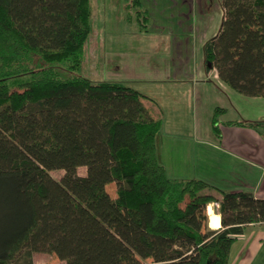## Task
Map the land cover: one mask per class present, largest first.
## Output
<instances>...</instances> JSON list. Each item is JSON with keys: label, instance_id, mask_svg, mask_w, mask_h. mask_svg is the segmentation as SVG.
Listing matches in <instances>:
<instances>
[{"label": "trees", "instance_id": "trees-1", "mask_svg": "<svg viewBox=\"0 0 264 264\" xmlns=\"http://www.w3.org/2000/svg\"><path fill=\"white\" fill-rule=\"evenodd\" d=\"M222 6L207 71L264 98V0ZM92 31L93 0H0V264H34L45 248L65 264H229L237 238L264 224V199L215 188L218 196L188 200L190 182L170 178L162 162L163 120L149 114L148 97L79 74ZM224 113L214 112L218 136ZM226 125L264 130V122ZM211 204L221 227L204 235Z\"/></svg>", "mask_w": 264, "mask_h": 264}, {"label": "crops", "instance_id": "crops-1", "mask_svg": "<svg viewBox=\"0 0 264 264\" xmlns=\"http://www.w3.org/2000/svg\"><path fill=\"white\" fill-rule=\"evenodd\" d=\"M133 1L125 0L127 15L123 20L112 23L104 18L108 26L105 32L101 35L97 29L93 59L91 54L96 80L122 82L137 90L140 85L154 84L162 100L172 88L189 82L193 88L189 93L193 119L186 131L189 139L183 138V132L164 133L161 110L143 100L149 114L163 120L160 153L169 177L207 184L204 190L197 189L195 193L199 194L218 188L228 192H251L264 199V137L261 133L264 130L226 125L239 120L264 122V98L244 96L228 87L216 69L208 72L206 45L199 43L200 36L206 34L207 25L215 22L221 26L225 15L223 6L216 14V10L210 11L208 0ZM219 1L222 5V0ZM132 2L146 9L149 20L141 22L138 14L132 16L127 7ZM127 27H130L128 31ZM93 29L96 30L94 25ZM199 45L203 66H196L193 57ZM210 82L220 89L216 91ZM210 106H215L214 112L216 108L225 110L221 117L223 122L220 121V136L213 128L210 131L202 119L205 113L206 120ZM180 141L190 142L188 148H182ZM203 194L218 195L212 191ZM216 206L218 209L212 204L203 208L204 235L215 229L210 225V208L218 216V227H221L220 207ZM229 264H264V224L248 227L237 238L231 248Z\"/></svg>", "mask_w": 264, "mask_h": 264}, {"label": "rangeland", "instance_id": "rangeland-1", "mask_svg": "<svg viewBox=\"0 0 264 264\" xmlns=\"http://www.w3.org/2000/svg\"><path fill=\"white\" fill-rule=\"evenodd\" d=\"M210 3V11L216 10V14L222 10L221 1L219 0H208ZM125 0H93V25L96 28V30L93 29L90 40L87 45V52L85 57V63L82 68V70L79 72V74L86 76L90 78L94 82H101V80H96L97 78L95 75V66L94 63L91 61L93 59V45L95 44V34L100 31V34L102 35L105 30L104 28L108 27L104 23V18L108 22H112L115 20H123V18L127 15L125 12ZM143 9V8H142ZM132 16H135L138 11L134 9L133 7L130 8V11ZM210 17L211 14H209ZM209 17V16H208ZM126 22V21H125ZM222 23V22H221ZM111 24V23H110ZM218 24L211 23V25H207L208 29L205 30L203 36L199 38V43H202L203 45H206L210 40H212L214 37H216L220 31V27ZM103 26V27H102ZM152 26V25H151ZM146 27H149L147 25ZM130 27H127L125 30L128 31ZM98 29V31H97ZM158 32V31H155ZM202 48H200V45L194 49L193 57L196 60V66L200 65L203 66V57H201ZM92 54V59H91ZM202 58V59H201ZM181 83V82H180ZM212 83V87L218 91L219 86L216 83ZM139 87V86H137ZM139 91H141L145 96L148 97L146 101H148L150 104L157 105L158 110H161V118H164L165 128L164 133L168 135H173L174 132L179 133L183 132L185 135H183V138L189 139V133L188 132L190 127L189 124H191V121L193 119V109L191 108V105L189 104V93L193 91V88L191 85H189V82L187 84H179L176 88H172V92H169L165 95V98L162 100V98H159L158 92L159 90L156 89V86L154 84L149 85H140V88H138ZM215 106H210L208 110V115L205 120L206 114L204 113L202 115V119H204V123L206 122L207 127L210 131H212V128L214 130L213 124H212V113L214 112L213 109ZM232 110V109H231ZM153 115V114H152ZM155 116V115H153ZM224 117V116H221ZM219 118L220 121L223 120V118ZM223 122V121H222ZM221 124V123H220ZM190 142H184L180 141L179 145L182 148H188ZM186 150V149H185ZM79 174L81 176L87 175V168L81 167L78 170ZM50 174L56 179L61 180L63 176L65 175V172L62 170L57 171H51ZM175 180V179H174ZM191 180L187 179L186 182H190ZM199 189V191L204 190V187L199 185L197 182H190V185L187 187V199L190 200L194 193ZM108 193L113 197L116 198L117 196V186L116 183L109 184L107 186ZM215 193L219 194L218 191L209 189L203 193ZM218 196V195H217ZM216 209L218 207L216 204H212ZM210 211V225L218 229L219 227V218L218 216L212 212V209H209ZM34 264H65V262L61 261L55 253H53L49 248L42 249L35 253L34 255ZM141 264H151L150 260H144L141 262Z\"/></svg>", "mask_w": 264, "mask_h": 264}, {"label": "built area", "instance_id": "built-area-1", "mask_svg": "<svg viewBox=\"0 0 264 264\" xmlns=\"http://www.w3.org/2000/svg\"><path fill=\"white\" fill-rule=\"evenodd\" d=\"M219 207H220V205L219 204H217Z\"/></svg>", "mask_w": 264, "mask_h": 264}]
</instances>
